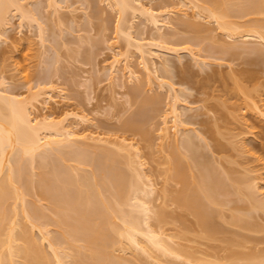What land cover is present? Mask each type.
<instances>
[{
	"label": "bare ground",
	"instance_id": "6f19581e",
	"mask_svg": "<svg viewBox=\"0 0 264 264\" xmlns=\"http://www.w3.org/2000/svg\"><path fill=\"white\" fill-rule=\"evenodd\" d=\"M106 1H108L107 3H109L110 7H113L114 11L116 10L117 13L119 14L118 24L116 23L117 36L119 38L123 37L122 39H125L124 41H127V45H129V48L131 46L135 47L134 50L138 52V54L141 57L140 59L142 60L140 63L141 64L143 63L142 66L145 74L144 75L145 80L147 84H151V85L153 84L154 86V83L155 82L157 83V78H159L161 74L159 77L158 75H155L157 74L156 70L158 67H156L155 64L156 59L154 60V57L152 56H154L155 54L157 55V53L154 52V50H152L153 47L151 48V46L154 47L156 46L160 48L162 45L158 44L157 41L153 42L151 40L152 38L151 39L149 38L150 39L149 40L147 38H144L143 36L140 37L134 36L133 32H136L134 31V29L136 30L135 28L136 26L134 27L135 25L133 24L134 19L131 20V18L132 17L135 18L139 16V14L147 15L146 16L147 21H150V24H152L153 26L152 28L155 27L157 29L155 30L157 31V33L156 32L155 33L159 34L157 38L159 40L164 39L163 46L161 47L163 49L169 43L168 42L166 44L165 41L166 42L167 40L170 41L169 37L172 34L169 33L170 35H168L166 34L168 33L166 31H165L166 33L164 32L165 33L164 34L160 30L161 28H163L162 27L163 25L165 26L166 24H168V22L165 24L164 16L167 19V14H169L171 10L168 8L166 10L164 9L163 12L159 13L153 9L152 5L151 7L146 6L144 0H106ZM150 1L151 0L147 2ZM198 1H202V3ZM198 1H197L198 3L193 2L194 3L193 6L201 10L199 9L197 10L195 8L197 11L195 10L194 13H197L198 16L199 14H202V12L206 10L205 12L208 13L206 14L209 17H211L213 21L217 23L216 25H218V28L221 29L220 31L223 30L227 32V35H229L230 37L239 36L241 37V39L249 38L250 40L251 38H254L264 43V17L263 18L260 17V16H264V0H198ZM58 2L57 0H48V5L54 8L53 11H59L57 7ZM31 5H32L31 2L28 4L26 3V0H0V41L2 40V38L7 37L5 35L9 32L7 31L10 29L8 28L9 23H12V20L10 21V16L14 18L13 16L15 12L20 15L19 17L22 19V21H24V23L26 20V22H29L31 25L38 26L40 34L42 35L41 36L42 40H44L43 42H45V40H48V36L46 38V33L44 32L46 31L44 27L47 24L45 23L43 25L44 22L42 23V21H44V19L42 20V18H44V16L41 17L43 14L42 15L40 14L42 11L36 12L39 11L40 8L38 7V9H36V7H34L35 8L34 9L33 6ZM189 5H191V3ZM49 6L47 7L49 8ZM98 12L96 13L98 14ZM234 12L239 13L238 15L240 16L249 15L250 17H252L253 15H255V17L252 18L254 19L256 18V19L252 20L251 18L252 21L250 20V22L243 27L242 23H240V21H238L237 19L239 18L237 17L238 15L235 14ZM59 13L61 12L59 11ZM187 13L188 11L184 12L183 14L185 15ZM53 14L55 15V13ZM181 14L182 13H180V15ZM39 15H41L40 16L41 18H39ZM59 15L60 17L58 16L57 18L60 22L63 23L64 20L61 18V14ZM207 15H204L205 18L208 17ZM256 15H258L259 19ZM234 16L236 18H234ZM186 17L188 16L186 15ZM180 21H182L181 23L184 22L185 24L188 23V25H191L189 24L191 23V21L188 22L186 21V19ZM178 23L180 22L178 21ZM192 24H195V27L201 26L199 24L196 25V23L194 22H192ZM60 25L61 23H59V26ZM172 32H176V31H172ZM8 36L10 35L8 34ZM89 39L90 38H88L87 40ZM237 40H235L234 42H236ZM256 42L255 44H258ZM247 44L249 45V43ZM260 44L263 45L262 43ZM111 45L113 46V44ZM171 45L172 44H169L168 46L170 47L166 46V48H169L168 50H170L171 52L176 51V53H178L179 56V52L177 51H180L181 49L178 48L177 50L176 48L178 46L175 47L173 45V50H171L172 48ZM148 46H150V48H148ZM217 46H219V44ZM257 46L251 48V50H254L253 53L256 52L257 54V51L259 50ZM181 48H187V47L184 46ZM223 48L224 47L222 46V49ZM260 50L261 51L258 52H262L263 55L264 51H262V48H260ZM127 51L126 54L127 53L130 54L129 53L130 50L129 52ZM189 51L191 52V50ZM121 53H122L121 51H118L117 54L121 55ZM223 53H225L224 50ZM117 54H115L114 59L110 61L109 62L110 65H108L110 66L109 67L110 68L109 73H111V75L109 74L110 77L112 76L113 78L123 79V77H125V74L128 75L131 79L135 76L139 77V75L136 74L138 70L136 71L132 67L133 64L132 65L129 64L130 62L129 59L131 60L130 55H128L129 56L128 59L126 57V54L124 53L126 57L124 59L125 63L124 65L119 66V63L122 61V59L116 57L118 56ZM259 54L260 53H258V55ZM156 55L155 58L158 57ZM168 55L166 56L164 55L165 57L164 56L163 57L166 59ZM195 57L196 59H198L197 56L194 55V58ZM196 59L193 60L195 61ZM201 61L197 60L196 62L197 63L200 62L202 64ZM53 62L55 63V61ZM182 62L183 59L181 63ZM163 63H166V65H168L167 59ZM160 64L162 65V62ZM48 65L50 66V63ZM166 65L165 64L163 65V68L165 70L168 69V67L171 68V66L167 67ZM176 65L178 67L179 64ZM176 65L174 63V66ZM49 66L47 67V71L49 69L51 70V67L53 65L51 67ZM165 66L167 68H165ZM50 70L49 72H47V74H50ZM170 71L168 69L166 70L165 73L169 74ZM118 72L121 73L117 75ZM40 73L41 72H39V74ZM4 79L7 80L6 78ZM4 79L2 78L0 79V264H138L139 263L138 261H137L138 263L134 262L132 259H129V257L127 259L123 258L125 254L123 255L116 254V252L114 251L116 247H121L123 251L125 249L126 250L131 249V251L134 250L139 254V255L137 254L138 257L140 256V254H143V256L145 255L150 259L153 258V260L157 264L159 263L163 264L162 261L165 260L163 258L166 259L168 258L170 260L172 259L179 261L181 260L180 262L178 261L179 262L178 264L180 263L199 264L200 262L203 263V261H207V259H204L202 255H200V257L202 258L200 257L198 258L197 257L199 256L198 254H194V252L182 248L183 246H181V243H180L181 247L180 246L177 247L176 245H174L175 243H177L175 242L176 240L175 241L173 240V238L175 237L173 236L174 234L170 235V233L167 232L168 230L166 229L167 230L166 231L165 227L163 228L164 225L163 223L166 222L165 216L167 217V212H165L164 210L165 208H160L161 210L160 209L158 210L156 209L157 206L155 207L156 204H154L153 201L160 194L159 188L158 186L156 187L157 184L154 181L155 179H153L152 174H148L149 172L147 173L146 169H144L145 168L144 165L146 163L144 160H142V155H140L141 152L139 151V147L138 149H136L137 148L135 147L136 145L134 143H129L130 141L128 142V140H126L127 138L116 140L118 137L113 139L111 137L105 136L103 133L94 132V129L93 132L91 130L88 131V129L87 131L83 130V132H79L78 130L81 129L76 130V125L78 123H88L91 120V118H89L88 115H86L84 112L81 113V111L74 112L73 109H72L73 111H71L69 109L63 110L62 108V111L57 112L55 110L49 109V112H46L44 115L40 116V118L38 116L37 118L35 115L34 117L33 111L36 109V107H38L37 106L38 103L47 104L48 102L51 103L52 100H54L56 103L58 102V100L54 99L51 93H48V91L51 92L53 88L51 89V91L50 89L48 91L45 90L47 93L45 91L41 92V90H43L42 88L40 91L37 90L35 92H30L31 95L25 96L22 95L21 93L14 94L11 93L10 89L7 90L5 88L6 87L5 85L8 82L4 81ZM40 79L42 78L40 77ZM125 79L126 78H124V81ZM159 79L158 81L161 80ZM162 79L164 80L163 77ZM124 83L125 82L122 81L121 83L122 85L120 86L122 87L123 85H125ZM162 84L168 85V86L166 85L168 87L167 90L169 91L170 93L169 95L172 98L171 105L168 108H170L169 113H171V118L173 117L172 123L175 128V131L172 128L174 132L173 134L170 133V131H172L171 127L169 130L170 125L167 126V121L165 119L164 125H162L163 127L160 128L161 129L160 131L162 132L161 136L164 140H167L169 142V138L171 139L172 135H174L173 141L176 144V146H174L173 148V151L170 153L171 155H167L169 157L171 156V158H169L168 160L169 163L167 162L169 164V168L166 169L167 168L166 167L165 168L166 170L164 171L167 179L168 178L178 179L179 180L178 182H181V185H183L181 189L178 188L180 190L176 189V191L178 192L173 197L174 202L177 203L176 205L179 204L180 207L185 206L184 208L190 210L191 213L195 215V218H197L196 223H198L197 225L201 227L202 232L206 236L213 237L216 236L217 234L219 235V232H226V233L229 232L228 230H226L227 225L222 223L225 222L226 220L224 218L226 215H224L225 210L223 211V208L225 209L226 207H228L227 201L230 200L229 203L233 200L235 201L238 200L239 202L242 201L241 202V205L243 204L242 206L239 204L238 206L237 205L235 206L237 201L236 202L234 201L235 202L234 206H232L233 204L230 205V207L232 206L235 209L233 208L232 211L230 208V211H232L233 213L231 212L230 214L229 212V217L230 216L231 217L228 219H230V222L233 223V226L236 225L235 227H237V230H241L240 228L242 229L244 228L243 230L247 231L246 235L239 234L240 231L238 232L237 235V231L231 230V232H233V234L236 235L237 238L236 236L234 237L233 235V238L229 239L228 242L237 246L239 244H243L247 240L250 242V239H252L251 241H253L254 239H256V236L254 238H251L250 235H248L247 233L249 231L253 232V230L257 226L259 227L260 223L257 219L260 216H257L258 213L259 215L262 214L264 216V189H263L264 184H262V181L264 180V172H262L264 171L263 170L264 166L262 165L263 168L260 167L254 168L255 166L251 167L248 166L246 163H244L246 164V165H242V169L244 167V170L242 171L244 172L242 171L238 172L237 171L238 168L236 169L234 166L240 163L233 164L234 166H232L231 164V163H236L235 158L234 161H232L230 158L227 157L229 159L227 160V162L231 164V167H233L230 168L229 166H227L228 164L226 165L227 162L225 156L223 158V156L220 154V158L217 157L218 158L217 161L215 160L216 159L215 156L218 155H216V153H214L215 155L211 154V157L213 156V159L215 158L214 159L215 161L213 162L220 165L219 168L222 169L219 170L216 164L214 165V163L210 161L209 159L210 156L209 157L206 156L205 154L206 152L205 153L203 152L202 146H204L205 143L204 145L201 146L203 142L202 143L198 142L200 139L202 140V138L204 139V137L208 136L207 134H209L210 132V130H208L210 129L209 126H211L212 129L214 128L213 130L217 131L218 129L217 135L222 133V131L219 130V128L215 127L216 124H217L216 126H218V123L215 122L216 119H214L215 121L213 125L210 122L206 124L207 126L210 124L207 127L208 132L205 131L206 129L204 130V128H203V132L200 131L199 129H196L197 131L199 130L197 132L195 128L187 127L186 125L190 122L189 121L190 119L188 120L187 117H183V116H185L184 115L185 111L187 112L189 107H187L188 105L185 106L186 103L184 102H183L184 104L180 103L181 95L180 94L178 95L177 91H179L181 88L178 90L175 86V83L173 84L167 81H161L160 85L163 86ZM149 86L150 85H148V87ZM43 93H45L46 95L44 94L45 96L42 97ZM157 96H159V94ZM151 97L154 96L153 95L150 97H147V95L143 96L142 102L140 103V107H141L140 112H142L144 115L146 114V112H148L146 108H148L150 105L148 104L149 106L147 107L146 105L147 103H149V101L153 99ZM156 98L159 101L158 97H155L154 100H156ZM41 99L43 100V102H41L42 101ZM152 102L154 103L153 100ZM152 102L150 103L152 104ZM253 102H254L253 105L258 109L257 111L260 112L261 117L262 116L264 117V109L258 105L256 100L255 101L253 100ZM153 109H155V105L153 106ZM69 117H71L73 120L72 119L70 120ZM191 118H193V116ZM68 119L70 120V122L68 121ZM135 122H136L135 120L130 121L128 123L129 126L127 125V129L129 128L132 129L131 127H134L135 129L137 128L136 130H138L139 127L142 128L143 123L141 122L143 121L138 122V125ZM88 126L86 128H88ZM249 127L250 125L248 126V128L246 127L247 129L244 128L246 129V131L243 130L244 134L245 132L247 133V136L248 135L250 136V134H248L251 131ZM216 131H214L215 134ZM201 132L204 134L207 132L206 133L207 136L201 135L202 134ZM215 134H213V137L214 138L216 137L214 143L215 142H216L215 144L218 143L217 144L218 147L216 148V145L213 144L215 146L214 150L218 148H220L219 150L222 149L224 150L225 147L228 148L227 144L222 145V143L225 142H221L222 139L220 140V138L217 139L218 137ZM237 134L235 135L231 134L229 136L233 135L234 137L236 136V138H238L239 135L237 136ZM239 134L242 135L240 137L243 138L242 139L243 141L236 142L235 138H230V139H235L233 141L234 143L236 142V144L234 145L230 144V146L233 145L232 149L234 148L233 150L236 152L237 149L240 147L239 149L241 150L238 149L239 150L238 152L240 153V156L242 155V157L243 154L244 155L252 154V151H250L249 149L250 145L247 144L249 143L250 138L247 139V136H244L242 132H240ZM201 136L204 137L201 138ZM196 137H199L200 139L197 138L198 139L197 141ZM222 137L226 138L224 137V135ZM230 141L231 140H229V142ZM104 142L105 144L106 143L109 144L111 143L113 145L115 144L117 145V147L110 148L113 145L112 146L109 145L110 147H105V145L103 144ZM168 142L167 144H169ZM170 142L172 144V141ZM208 142L211 144V140H208ZM98 143H101L99 144L100 147L97 146ZM230 143H232V141ZM238 143L240 144L238 145ZM94 144L97 146V149L96 147H94L96 149V152L99 149L100 151L98 152L99 155L97 162L95 161L97 163L96 169L93 168V170L91 169L89 170V168L88 169L86 167L83 168V166L92 163L93 160L95 159L94 157L95 155L91 154L93 155L92 158L91 155L89 156V154H87L90 151L86 153V149H87L86 147L84 150L83 147L81 148L79 146L93 147L95 146ZM101 145L104 146L101 147ZM235 145L236 148L238 147L237 149H235ZM246 145L249 146L247 147ZM77 146L79 149H83L84 152L82 150L81 153H78V151L74 152L73 149L74 147L77 149ZM245 146L246 148H244ZM251 147L252 146H250V148ZM255 147L254 148L252 147L253 151ZM133 148H135L137 151ZM180 148L184 154L180 151ZM127 149L135 150L136 153L134 154L133 152L135 151L131 152L128 151ZM183 150H185L186 152ZM246 151L248 152L247 154H245ZM88 159H89V163H88ZM220 159L222 161H220ZM257 159L259 160V158ZM71 160H73L76 164L75 163L69 164V161L72 162ZM224 160L226 163L224 162ZM255 160L256 159L254 157L253 161ZM219 161L220 163L222 162V164L225 163L223 164L225 168L221 166L222 164H220ZM242 162L243 161L241 160V163ZM256 166H259V164H257ZM191 167L198 169L197 171L195 170L196 172L193 171L194 175H192L193 174L192 173L191 176H189L187 175L188 173L186 172L189 171L188 169H190ZM234 168L236 170H234ZM86 169L89 171H87ZM157 188H158L157 192L159 194L157 193V196L155 195L154 199H152L151 198L152 194L156 193L155 191ZM167 189L168 188H166V190ZM163 191L165 190L163 189ZM161 193L162 194L160 195H163V192ZM170 193L169 195L171 197ZM166 194H168L167 191ZM172 194H174V192H172ZM231 194H233L235 197L234 196L233 197L230 196V198L226 197L227 200L225 197H223ZM34 196L37 197L36 202ZM167 197L169 196L167 195L166 198ZM231 197L233 198V200H231L232 199ZM163 198H165L164 195ZM42 199H44V201L46 200L47 204L42 203L43 205L41 206L40 205L41 203H39L40 206L37 205L36 203H38V201ZM237 207L240 209V211L241 209L245 211L243 212L242 210L241 212H239L238 209L236 210ZM227 211L228 210H226V212ZM221 215L223 216L221 217ZM262 215L261 217L263 218ZM217 216L218 218H221L220 220L223 219L225 220L220 222L219 219L216 218ZM154 218L156 219L158 218L157 221L160 222L158 223L154 222L155 221ZM216 219L218 221H216ZM231 223L230 225H232ZM226 224H229V222ZM223 225H225V227ZM261 228L262 227H260V229ZM256 229L259 230V228ZM256 229L254 232H258L256 231ZM263 230H264V223H263ZM241 232L244 233L243 231ZM224 234L222 233V235ZM228 234L229 233H227V235ZM231 236H229V238ZM243 240L245 241L238 243ZM183 249L184 251H182ZM242 253L241 256L240 253H238V256L237 253L234 255V257L233 254L230 257L228 256L229 257V258L227 257L229 259V260L227 259L228 263L227 262L225 263L235 264V261L239 260L240 263L242 261H245L244 263L242 262V264H252V262L257 260L259 264H264V257H263L264 251L263 253L262 251L261 253L259 251H256L254 252V254L252 252L247 254L244 251ZM261 255L263 256L261 257ZM120 258L121 259L123 258V260H120ZM144 259L147 260V258ZM160 259L163 260L161 261ZM156 260L158 261L156 262ZM216 262L219 263V261ZM171 263H175V262L171 261ZM220 264H222L221 261Z\"/></svg>",
	"mask_w": 264,
	"mask_h": 264
},
{
	"label": "rangeland",
	"instance_id": "374dc122",
	"mask_svg": "<svg viewBox=\"0 0 264 264\" xmlns=\"http://www.w3.org/2000/svg\"><path fill=\"white\" fill-rule=\"evenodd\" d=\"M29 1L31 2V4H32L31 6H33V8L34 7H36V9H38V7L40 8V10L36 11V12L42 11L40 14L41 15L43 14V15L42 16L39 15V18L44 16V18H42V20L44 19V21H42V23L44 22L43 25L45 23L47 24L44 27V29L46 30L44 32L46 33V38L48 36V40H45V42H43L44 40H42V37H41L42 35L40 34V31H39V28L37 25H31L29 22H26V20L24 23V21H22V19L19 17L20 15L17 14L16 12H15L14 16L12 15L14 18H12L10 16V21L12 20V23H9V27L7 26L8 28H10L9 30H7L9 32L7 34L5 33L6 34L5 36H7L9 38L4 37V38H2V40L3 39L4 40L0 41V79L1 78L7 79V80L4 79V81L8 82V83L5 82L6 83L5 88L7 90L10 89L11 93H14V94L21 93L22 95H25V96L31 95L30 92H35L37 90L40 91L42 88H43V90H41V92L42 91L44 92L45 90L48 91L49 89L51 91V89L53 88V90H52L53 92L48 91V93H51L52 96L54 97V99L58 100V102H57L58 104L54 100L51 101L52 104L50 102H48L47 104L42 103L43 105L41 103H38L37 104L38 107H36V109L34 108L35 110L33 111V116L35 115L36 117L38 116L40 118V116L44 115L46 112H49V109L55 110L57 112L62 111V108H63V110L64 109H69L71 111L74 110V112L75 111L76 112L81 111V113L84 112L86 115H88V117L91 118V120L88 123H78L76 125V130L81 129V130H78L79 132H83V130L87 131V129H88V131L91 130L93 132V129H94V132L103 133L105 136L111 137L113 139L118 137L119 139L117 138L116 140H121V139L127 138L126 140H128V142L130 141L129 143H134L136 145L135 146V147H137L136 149H138V147H139V151L141 152L140 155H142V160H144L146 163L144 165V167H145L144 169H146L147 173L149 172L148 174H152V177H153V179H155L154 181L157 184L156 187L158 186V188H159V193L162 194L161 192H163V195L165 197V198H163V195H160L157 192L158 188L155 191L156 193H153L154 195L152 194V197H151L152 199H154V196L155 195L157 196V193H158L159 194L158 197L153 201L154 204H156L155 207L157 206L156 209H158V210L160 208H165L164 210H165V212H167L168 218L165 216L166 222L163 223L164 225L162 224L163 228L165 227V230L167 229L168 231L167 230L166 231L168 233H170V235L174 234L173 236H175V237L174 238L172 237V238L174 241L176 240L175 242H177L174 245H176L178 247V246H180V243H181V246H183L182 248H185L188 251H192V252H194V254H198L199 256L196 255L198 258L200 257V255H202L204 259H207V261L202 260L203 263L200 262L199 264H201V263L202 264H220V261L222 262V264H224L225 262H227V259L232 254H233V257L236 253H237V256H238V253H240V256H241V253L243 251L246 252L247 254L251 253V252L254 254V252H256V251H259L260 253L262 251V253H263V251H264V230H263L264 216L262 214L259 215V213L257 216H260V217H261V215L263 216V218L258 217V219H257L261 226L259 225V227L258 226L256 227V228H259V230L256 228L255 229L259 233L254 232L255 229L253 230V232L248 230L249 232L247 233L248 235H250L251 238H254L256 236L257 240L254 239L253 241H251L252 239H250V242L248 240H247L248 242L243 240V241H240L238 243H241L244 241L245 242L243 244H239V245L236 244L237 246L228 242L229 239L233 238V235H234L233 232H231V230L237 231V235H238L239 231L240 232L245 231V230H243L244 228L243 229L240 228L241 230H237V227H235L236 225L233 226V223H231L230 219H228L231 217V216L229 217V212L231 214V212L233 211V208H234L232 206H234V203L236 201L239 202L238 200H236V201L233 200V198H232L234 196L233 194L228 195V196H223L225 198L226 197L230 198V196H232L231 200H233L230 203H229L230 200H228L227 201L229 203V204L227 203L228 207H226L225 209L223 208V211L225 210L224 215H226L224 218L227 221L225 219H223V220H225L226 223L229 222V224L222 222L223 220H220L221 218H218V216L216 217L219 219L220 222H222L225 225L230 227V230H229V227L226 226V228H227L226 230H228L229 232H227V233L231 234L232 236L229 234L227 235L226 232H219V235L217 234L218 236L217 235L213 236V237L206 236L202 232L201 227L199 225H197L198 223H196L197 218H195V215L193 213H191V211L188 210L187 208H184L185 206L180 207L179 204L176 205L177 203L174 202L173 197L178 192V191H176V189L180 190L183 187V185H181V182H178L179 181L178 179H173V178L167 179L165 171H164V170L169 168L168 160H169V158H171V156L169 157L167 155H171L170 153L173 151V148H174V146H176V144L173 141L174 135H172V138H171L172 140L169 138V142L167 140H164L161 136L162 132L160 131L161 130L160 128L163 127L162 125H164L165 119L167 121V126L170 125L169 130L171 127V130L173 128V130L175 131V128H174L173 123H172L173 117L171 118V113H169L170 108H168V107H170L171 101H172V98L169 95L170 93L167 90L168 85L166 84L167 85L166 86V85L162 84L163 86H161L160 83H161V81H167L169 83H173V84L175 83V86L178 90L181 88L179 91H177L178 95L179 94L181 95L180 96V99H181L180 103L181 104L186 103L185 106L188 105L187 107H189L188 110L186 109L187 112L185 111V114H184L185 116H183V117H187L188 120L190 119L189 120L190 122L186 125L187 127L195 128V130L199 129L202 132H203V128H204V130L206 129L205 131H207V129H208L207 127L210 124L208 126L206 124L210 122L213 125L214 121H215L214 119H216L215 122L218 123L219 127L216 126L217 124L215 125V127L219 128V130L222 131L221 134L217 135L218 129L216 131V130H213L214 128L212 129L211 126H209L210 129H208V130H210V132H209V134H207L208 136L206 135V133L208 131L205 134L201 132L202 133L201 135L207 136L208 138L201 136V138L204 137V139H205L204 140L202 138V140H201L199 137H196V139L197 138L200 139L199 141L197 139L198 142H200V143L203 142L201 144V146L204 145V143H205V145L202 146V150L204 153L206 152L205 153L206 156H208V157L210 156L209 159H210V161H212V163H214V165L216 164V166L218 168L220 167V165H218L217 163H215L213 161H215V160L218 161V158H220V154H221L223 156V158L225 156L226 162H227V160H229L228 158H230L232 161H234V158H235L236 163H231L232 166H234L233 164H237V163L241 164V165L237 164L234 166L236 169L238 168V170H237L238 172L244 170V167L242 169V165H246V164L248 166H251V167L255 166L254 168H256V167L263 168V166H264V164H263L264 163V149H263L264 148V145H263L264 144V117L263 116L261 117L260 112H258L257 111L258 109L253 105V103H254L253 100L254 101L256 100L258 105L264 109V56H263L264 54L262 55V52H258V51H261L260 48H262V51H264V47H263L264 43L260 40H257V39L251 38V37H250L251 40L249 38L241 39V37H239V36L230 37L229 35H227V32H225L223 30L220 31L221 29L218 28V25H216L217 23L215 21H213V19H211V17H209L207 15L208 13L205 12L206 10L204 11L205 13L202 12V14H199L198 15L199 17H198L197 13H194V11L197 8L193 6V4H194L193 2L202 3V1H198V0H187V1H185V0L184 1L183 0H151L150 1L151 3H150V2H147L149 0H144L146 6L151 7V5H152L153 9L159 13L163 12L164 9L166 10L169 8L171 10V12H170L171 14L170 13L167 14V19L164 16L165 24L167 22H168V24H166L165 26L163 25L162 26L163 28H161L160 31L162 33H164L166 31L168 33H166V32L165 33L168 35L172 34L169 37L170 41H168V40H167V42L165 41L166 44L169 42L168 45L172 44L171 50H173V45L175 47L178 46L176 48L177 50H178V48L181 49L180 51H177V52H179V56L175 50H174L175 52H171L170 50H168L169 48H166V46L170 47L168 45H166L162 49L161 47L163 46L164 39L162 40L160 38L161 40H159L157 38L159 35V34H156L157 31H155L157 29L155 27H154L155 29L152 28L153 27L152 24H150V21H147V19H146L147 15L139 14V16H137L135 18H133V17L131 18V20L134 19L133 20V24H135L134 27L136 26L135 27L136 30L134 29V31H136V32H133L134 36H137V37L143 36L144 38H147V39L152 38L151 40L153 42L157 41L158 44L162 45L160 48L156 47V46L155 47L151 46V48L153 47L152 50H154V52L157 53V55L155 53L154 54L156 56H158L156 58H155L154 54H153L154 56H152V57H154V60L156 59L155 64H156V67H158L156 70L157 74H155V75H158V77H159L161 74V76L159 77L161 80L159 78H157V83L155 82L154 86H153V84L152 85L147 84V82L145 80V77H144L145 74H144L143 66H142L143 63L142 64L140 63L142 60L140 59L141 57L138 54V52L136 50H134L135 47L131 46L129 48V45H127V41H124L125 39H122L123 37L119 38L117 36L116 29H117L119 14L117 13L116 10L114 11L113 7H110L109 3H107L108 1H106V0H85V1L84 0H60L61 1L60 2L59 0H57V2L59 1L57 4V7L61 13H59V11H53L54 8L48 5V0H47V2H46V0H38V1L37 0H29ZM29 1L26 0V3L29 4L30 3ZM32 1H35V2H32ZM87 1H88V3H87ZM82 2H85V3H82ZM188 2H189V4L191 3V5H189ZM93 4H94V6H93ZM167 5H168V7H167ZM47 6H49V8ZM96 6H98V7H96ZM29 8H32V7H29ZM183 9L184 10L187 9V10L184 11ZM95 10H96V12L99 11L98 14L95 12ZM181 10H183L184 12L188 11V13L184 15L183 14L184 12ZM199 10H201V9H199ZM50 12H51V14H50ZM52 12L55 13V15ZM58 13L61 14V18L64 20L65 23L64 22L62 23L58 20L57 17L58 16L60 17V15ZM95 13L97 16L95 15ZM180 13H182V14L180 15ZM234 13L237 15L239 14L236 12H234ZM57 14H58V16H57ZM186 15L190 18L186 17ZM204 15H207L209 18L208 17L205 18ZM237 15H235V16H237ZM235 16H234V18H236ZM256 16L258 17V15H256ZM129 17H131V16H129ZM237 17H239L237 19H238V21H240V23H242V25L244 27L245 25H247V23L250 22L252 17H255V15H253L252 17H250L249 15H245V16L238 15ZM260 17L263 18L264 16H260ZM182 18L186 19V21L191 19L190 20L191 23H189L191 25H188V23L185 24L184 22L181 23L182 21H180V20H183ZM262 18H260V19H262ZM253 19L254 18H252V20ZM258 19H259V17H258ZM58 21H59V23H61L60 26H59ZM178 21L180 23H178ZM190 21H188V22H190ZM192 22L196 23V25L199 24L201 26L195 27V24H192ZM173 23H176V24H173ZM138 29H139V31H138ZM172 31H176V32H172ZM139 32L142 34H140ZM144 33H146V34H144ZM8 34L10 36H8ZM151 34H152V37H151ZM174 36H176V37H174ZM228 36H229V38H228ZM79 37H80V39H79ZM81 37L84 39H82ZM88 38H90V39L87 40ZM235 40H237V41L234 42ZM256 40H257V42H256ZM105 41H107V42H105ZM240 41H241V43H240ZM108 42L110 45L113 44V46L111 45V47H110ZM161 42H162V44H161ZM237 42H239V43H237ZM244 42H245V44H244ZM252 42H254V43H252ZM255 42L258 44H255ZM247 43H249V45ZM260 43H262L263 45H261ZM218 44H219V46H217ZM250 44H252V45H250ZM244 45L247 47V49ZM184 46L187 48H181ZM222 46L224 47L223 49H222ZM236 46H237V48H236ZM256 46L259 48V50L257 51V54H256V52L253 53L254 50H251V48H254ZM259 46H261V47H259ZM229 47H231V48H229ZM127 48H129V49H127ZM148 48H150V46H148ZM248 48L250 49L251 53H250ZM185 49H187V50H185ZM221 49H222V52H221ZM231 49H232V51H231ZM236 49H239V50L241 49V50L239 51ZM129 50H130V52H129ZM189 50H191V52L194 54H192ZM223 50L225 51V53H223ZM247 50L249 53L247 52ZM118 51L122 52L121 55L117 54ZM126 51L129 52L130 54H128V53L126 54ZM114 53L118 55L116 57H118L119 59H122V61L119 63V66L124 65V63H125L124 59L126 57L129 59L128 55H130L131 60L129 59V61L131 63L129 62V64L130 65L133 64L132 67L136 71L138 70L136 72V74L139 75V77L135 76L131 79L126 74H125V77H123V79L122 78H113L112 76L110 77V75H111V73H109L110 72V70H109L110 66H108V65H110L109 62L114 59V56H115ZM124 53L126 54V57H125ZM258 53H260V54L258 55ZM164 55L165 56L168 55V57H166L168 65H166V63H163L166 60L164 58L165 57ZM190 55L193 57H191ZM194 55L197 56L198 59H196V57L194 58ZM152 57H151V59H152ZM180 57H181V59H180ZM53 58L56 60H54ZM87 58H89V59H87ZM160 58H161V61H160ZM178 58H179V60H178ZM182 59H183V62L181 63ZM193 59H196V60L194 61ZM154 60H153V62H154ZM197 60L198 61L202 60L201 61L202 64L200 62L197 63L196 62ZM53 61H55V63ZM158 61H160V62H158ZM161 62H162V65L160 64ZM204 62L206 63L207 66L205 65ZM207 62H208V64H207ZM49 63H50V66L48 65ZM174 63H175V65L179 64L178 67H177V65L174 66ZM164 64L167 67L171 66V68L168 67L169 71L171 70L169 72V74L165 73L166 70H168V69L165 70L163 68ZM202 65H204V66H202ZM23 66H24V68H23ZM48 66L49 67L52 66L51 70L49 69L50 74H47V72H49V70L47 71ZM166 66H165V68H167ZM53 69H54V71H53ZM39 72H41L40 73L41 76H40ZM120 73L121 72H118L117 75H119ZM170 73H171V75H170ZM172 74H173V76H172ZM44 75L46 78L44 77ZM165 76H167V77H165ZM29 77H30V79H29ZM40 77L42 79H40ZM162 77L164 78V80L162 79ZM124 78H126L125 81H124ZM158 79L160 81H158ZM122 81L125 82L124 83L125 85H123L124 87L122 86L123 88L120 86V85H122L121 84ZM119 83H120V85H119ZM148 85H150V86L148 87ZM58 92H60V93H58ZM54 93H56V94H54ZM63 93H64V95H63ZM44 94L45 93H43L42 97L46 95V94L45 95ZM158 94H159V96H157ZM146 95H147V97H150L153 95L154 97H151V98H153L152 100L154 101V103L152 102V100L149 101V103H147L146 107L149 105L150 106L148 108H146L148 112H146V114H145L146 116H145L142 112H140L141 111L140 103L142 102L143 96H146ZM155 97H158L159 101L157 100V98H156V100H154ZM41 102H43V100ZM150 102H152V104ZM155 102H156V104H155ZM45 104H46V106H45ZM154 105H155V109H153ZM43 107H46V108H43ZM152 111H154V112H152ZM139 114H142V115H139ZM192 116H193V118H191ZM133 117H135V118H133ZM261 118H262V120H261ZM69 119L71 120L72 118L69 117ZM69 119H68V121L70 122ZM143 119H145V120H143ZM183 119H186V118H183ZM129 120L130 121L135 120L136 121L135 123H137V125H138V122L143 121V122H141V123H143L142 128L139 127L138 130H136L137 128L135 129L134 127H131L132 129H130V128L127 129V125L130 122ZM125 123H126V125H125ZM141 123H140V125H141ZM247 123H248V125H247ZM88 124L90 127L88 126ZM249 125H250L249 128L251 130L250 132H252V133L249 132L248 134H250V136L249 135L247 136V133L245 132V134H244L243 130L246 131V129L248 128ZM87 126H88V128H86ZM244 128H246V129H244ZM173 130L170 131L171 134H173V132H174ZM142 131H143V133H142ZM214 131H216V134ZM235 132H237L238 134ZM240 132H242L244 134V136H247V139L250 138L249 143H247V144H249L253 148L256 146L255 147L256 150L254 149V151H253L252 147L250 148V146L248 145L250 151H252V154H250V151H249L250 155H248L247 154L248 152L246 151L245 154H247V155H244L243 154L244 152H243L242 153L243 157H242V155L240 156V153L238 152L239 150H241V149H239L240 147L239 148L237 147L239 149L238 150L236 148V145H235V149H237V152L233 150L234 148L232 149V146L234 144H236V142L243 141L242 140L243 138L240 137V136H242L241 134H239ZM210 133H212V134H210ZM199 134H200V132H199ZM213 134L217 135V137H218L217 139H219V138H220V140L222 139L221 142H225V143H222V145L227 144L228 145L227 147L229 149L225 147V149H224L225 151L223 149L219 150L220 148L214 150L215 146L213 144L216 143V142L214 143L216 137L214 138ZM222 134L226 138H223ZM231 134H233V135L237 134V136L239 135V137H238L239 139L236 138V136L234 137L233 135H232L233 137L229 136ZM220 135H221V137H220ZM251 137H252V139H251ZM230 138H235L236 140L230 139ZM228 139L231 140L232 143H230L231 141L229 142ZM208 140H211V144L208 142ZM233 140H235L236 142L234 143ZM170 141H172V144ZM167 142L170 145L167 144ZM163 143H164L165 147H164ZM253 143H254V145H253ZM99 144H101V143H98L97 146H99ZM103 144L105 145V147H110L109 145H111V146L113 145L111 143L110 144L106 143V144H108V145H106L105 142ZM217 144H215L216 148L218 147ZM230 144H233V145L230 146ZM239 144L240 143H238V145ZM76 145H75V147H76ZM104 145H101V147ZM97 146L96 145L93 147L92 146H90V147L89 146L88 147L87 146H79L81 148L83 147L84 150L86 147L87 148L86 153L90 151L89 153H87V154H89V156L91 154L95 155L94 156L95 159L93 160L92 163H90L91 165L90 164L85 165V166H83V168L86 167L87 169L89 168V170L90 169L93 170V168L96 169V166H97L96 162H97L98 155H99L98 152L100 151V149H99L96 152ZM246 146L244 148H246ZM75 147L73 149L74 152L78 151V153H81V150L83 151V149H79L78 146H77V149ZM94 147H96V149ZM115 147H117V145L114 144L110 148H115ZM220 147H221V145H220ZM261 147H263V148H261ZM259 148H261V149H259ZM133 149H135V148H133ZM135 150L129 149L128 151L133 152ZM185 150H183V151H185ZM210 150H212V151H210ZM136 151L133 153L135 154ZM180 151H181V148H180ZM93 152H95V153H93ZM214 153H216V155H218V156H215V158H216V159L214 158L215 160L213 159V156L211 157V154H214ZM93 155H91L92 158H93ZM229 155H231V156H229ZM238 156H240V157H238ZM256 156H257V158H259V160L256 158ZM236 157H237V160H236ZM254 157L256 159L255 161H253ZM238 158H240V159H238ZM246 158L249 160H247ZM91 159H90V161H91ZM241 160L243 161L242 163H241ZM244 160H246V161H244ZM71 161L72 162L69 161V164L75 163L73 160H71ZM220 161H222V160L220 159ZM220 161H219V163H220ZM237 161H240V162H237ZM224 162H225V160H224ZM88 163H89V159H88ZM225 163H223V164H225ZM244 163H246V164H244ZM220 164H222V162ZM223 164L221 166H223V168H225ZM231 164H229L228 162L226 163L227 166H229L230 168H233V167H231ZM257 164H259V166H256ZM239 166H241V167H239ZM235 168H234V170H236ZM190 169H188L189 171L186 172V173H188L187 175H189V176H191L192 173H193L192 175H194L193 171H195V170L197 171L198 168L191 167ZM89 170H87V171H89ZM219 170H222V169L219 168ZM163 171H164V173H163ZM237 171H235V172H237ZM242 172H244V171H242ZM262 172H264V171H262ZM263 181H262V184H264ZM166 188H168V189L166 190ZM178 188H180V189H178ZM163 189L165 191H163ZM169 189H170V191H169ZM166 191L168 194H166ZM171 191L174 192V194H172ZM169 193L171 194V197H170ZM167 195L169 196V197H167L168 200L166 198ZM36 198L37 197L34 198L35 202L37 200ZM170 198L173 200H171ZM38 199H40V198H38ZM164 199H166V200H164ZM226 200H227V198H226ZM237 202H236L235 206L236 205L238 206V204L241 205L242 201L239 203H237ZM39 203H41L40 204L41 206L43 204H47L46 200L44 201V199L39 200L38 203H36V204L39 205ZM230 205H232V206L230 207ZM158 206H161V207H158ZM230 208L232 211H230ZM237 209L239 212H241L243 210V209H241V211H240V209L238 207L236 208V210ZM226 210H228V211L226 212ZM244 211L245 210H243V212ZM222 214H223V212H222ZM222 216L223 215H221V217ZM154 220H155L154 222H157V223L160 222V221H157L158 218L157 219L154 218ZM216 221H218V220L216 219ZM258 221H257V223H258ZM154 222H153V224H154ZM230 223L232 225H230ZM225 225H223V226L225 227ZM260 227H262V228L260 229ZM50 229H52V228H50ZM240 232H239V234H245L246 235L247 231H245L244 233H242V232L240 233ZM222 233L223 234L225 233V234L222 235ZM249 233H251V234H249ZM235 234H236V232H235ZM229 236H231V237L229 238ZM235 236L236 235H234V237ZM236 238H237V236H236ZM116 249L114 250L116 252V254H118V255L125 254L124 255L125 257L123 256V258H125V259H127L129 257V259H132L136 263L139 262L141 264H143V263L144 264H157V263H155L153 258L150 259L149 257H147L145 255H144L145 256L144 257L143 254H140V256H139L140 258H139L138 257L139 254L134 250L131 251V249H127V250L125 249L124 251H126V252H124L121 247H116ZM182 251H184V249ZM248 251H250V252H248ZM192 252H191V254H192ZM205 255H206V257H205ZM263 255H261V257ZM130 256L135 257V258H132ZM123 258L122 259L120 258V260H123ZM144 258H147V260H145ZM200 258H202V257H200ZM163 259H165V260H163ZM163 259H160L161 261L163 260L162 261L163 264H164V262H165V264L166 263L176 264V262L178 264L181 261V260L179 261V260H173V259L170 260L168 258L167 259L163 258ZM148 260L149 261L151 260V261L149 262ZM158 260H156V262ZM171 261H173L175 263H171ZM216 261H219V263ZM240 261H241V259H240ZM242 262L244 263L245 261H242ZM242 262L240 263L239 260H237V261H235V264H239V263L242 264ZM185 264H187V263H185ZM252 264H259V262L257 260H255L254 262H252Z\"/></svg>",
	"mask_w": 264,
	"mask_h": 264
}]
</instances>
